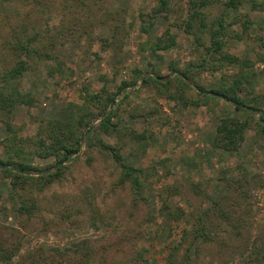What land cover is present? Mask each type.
Instances as JSON below:
<instances>
[{"label": "rangeland", "instance_id": "obj_1", "mask_svg": "<svg viewBox=\"0 0 264 264\" xmlns=\"http://www.w3.org/2000/svg\"><path fill=\"white\" fill-rule=\"evenodd\" d=\"M113 2L111 10L117 5L128 9V32L122 48L116 53L111 48L103 49L98 38L110 34L112 17L116 16L112 12L103 17L102 23L93 25L95 37H83L76 47L68 43L56 50L64 61L62 72L50 76L45 63L33 64L24 73L20 88L30 91L35 103L33 106L18 104L11 119L20 127L18 136L34 135L36 116H46L69 101L81 103L84 87L97 91L105 86L116 91L122 80L132 78L134 67L144 71L142 77L148 71L173 75L170 63L184 67L203 55L204 48L184 31L188 0H172L168 15L157 18L147 34L138 29V13L147 11L155 0ZM204 10L214 15L219 5H209ZM241 11L249 12L253 25L244 40L227 38L225 48L238 56L246 53L255 61L250 82L242 85V94L251 97L264 94V61L258 60L256 55V51L263 54L264 49L257 46L255 39L260 35L264 40V12L248 8ZM57 12L49 13L52 25L57 23ZM37 20L39 26L42 17ZM165 29L175 33L176 44L152 52L148 48L150 42ZM201 39L204 44L208 43L206 36ZM250 46H255L256 50L249 51ZM237 69L235 65H227L213 71L193 70L192 74L196 83L211 87L221 76ZM141 78L117 96L120 104L114 120H118V130L100 134L99 138L118 147L125 162L136 169H145V175L136 171L143 197L135 194L129 181H120L118 162L99 146L84 150L82 144L77 153L79 158L68 163L63 173L43 188L38 181L25 186L19 184L16 201L10 198L13 189L10 177L0 174V225L22 231L19 254L14 260L40 244L65 248L84 239L96 244L128 235L119 251L115 248L106 251L108 262L114 264L125 253L132 254L130 250L143 249L144 257L137 258L135 264H163L173 244L179 245V256H182L194 224L219 194L224 198L217 202V207H212L209 218L205 219L210 221L211 239L195 240L198 257L195 255L192 264L263 263L264 135L257 131L258 114H250L254 121L251 119L245 128L240 148L228 154L212 145L216 124L226 116L246 119L249 112L235 110L228 101L215 97L199 99L201 102L206 99L199 105L192 104L199 96L193 86L184 88L187 98L184 103L182 99L169 97L168 91L159 93L150 82L142 84ZM174 85L170 88L172 91ZM260 101L264 112V99ZM8 135L0 120V156L11 152L10 145L17 146L6 140ZM32 161L45 165L52 157L34 155ZM231 184V188L226 187ZM171 186L175 188L174 194ZM23 199L28 203L34 201V206L20 214L16 207ZM164 202L172 210L181 209V215L168 219L162 212ZM220 210L224 216H219ZM233 224L240 228V237L231 230ZM82 261L83 264H100L97 255Z\"/></svg>", "mask_w": 264, "mask_h": 264}, {"label": "trees", "instance_id": "obj_2", "mask_svg": "<svg viewBox=\"0 0 264 264\" xmlns=\"http://www.w3.org/2000/svg\"><path fill=\"white\" fill-rule=\"evenodd\" d=\"M113 1L108 4L107 0H0V120L9 132L6 140L17 144L16 147L10 145L11 152L0 156V174L10 177L13 187L10 198L15 201L18 196L16 187L19 184L25 186L38 181L43 188L59 177L68 163L79 158L77 153L82 144L84 150L99 146L102 150L110 152L119 164L120 181H129L135 194L143 197L140 193L142 189L140 178L136 171L145 175V169H136L125 162L118 147L109 145L99 138L100 134H111L118 130V120H114L120 104L117 96L142 77L144 71L140 67L132 68V78L122 80L116 91H110L105 86L97 91L84 87L81 103L69 101L64 106L48 112L46 116H36L37 129L32 137L18 136L20 127L11 122L18 104L33 106L36 100L30 91L20 88L24 73L39 62L46 64L50 76L62 72L64 61L59 58L56 50L59 51V47L68 43L76 47L83 37L94 36L93 25L96 22L102 23L103 17L112 12L116 16L112 17L114 19L110 26V34L98 38L103 49L111 48L116 53L122 48L128 32V9L120 5L114 10L109 9L112 3H115ZM171 1L155 0L147 11L139 12V31L149 33L157 18L168 15L172 9ZM214 4L219 5L218 13L214 15L206 13L204 9ZM242 8L264 12V0H188L187 16L183 20L184 31L191 34L194 42L204 48L203 55L197 62L189 61L184 67H179L174 62L170 63L169 68L173 75L148 71L141 78L142 84L150 82L159 93L168 91L169 97L182 99L184 103L187 101L184 88L193 86L199 96L191 101L192 104L199 105L207 98L215 97L228 101L235 110L249 112L246 119L226 116L218 120L212 145L228 154H233L240 148L245 128L251 119L254 121L251 113L258 114V118L255 119L257 131L264 135V112L260 106L264 94L251 97L242 94V85L250 82L249 77L254 74L252 68L255 61L246 53L238 56L225 48L227 38L244 40L253 25L249 12L241 11ZM51 10H58V20L53 25L49 23ZM101 11L102 13H99ZM37 17H42L39 26ZM202 36L207 37V44H204ZM255 39L257 46L264 49L262 37L257 35ZM175 44V33L165 29L162 35L156 36L150 42L148 48L156 52ZM247 48L249 51L256 50L255 46ZM256 55L258 60L264 61V53L256 51ZM227 65H235L238 69L230 75L224 74L211 87H204L194 80L193 70L213 71ZM173 83L175 89L172 91L170 88ZM204 98H206L204 101H198ZM34 155L41 158L52 157V161L45 165L34 164L32 161ZM232 185L226 187L231 188ZM171 191L174 194L173 186ZM215 197L217 198H214L215 202L212 201L202 211L199 222L194 224L191 230L192 237L186 244L182 256H179V245L173 244L163 264H192L198 257V245L195 240L210 241L212 231L210 221L205 219L209 218L210 210L217 207V202L221 201L224 195L217 194ZM33 206L34 201L28 203L23 199L16 209L22 214L29 212ZM162 209L168 219L176 218L182 213L181 209L172 210L166 202ZM218 214L225 215L221 210ZM235 226L233 224L231 230L240 237L241 230ZM127 237L128 235H123L119 239L96 244L84 239L65 248L40 244L34 250L21 253L14 260L13 257L19 254L22 231L19 228L0 225V264H83V259L89 260L95 255L99 256L100 264H111L107 261L106 251L110 248L119 251ZM231 250L235 251L233 248ZM130 252L133 253H125L114 264H135L137 258L144 257L143 249H133ZM261 264H264V261Z\"/></svg>", "mask_w": 264, "mask_h": 264}, {"label": "water", "instance_id": "obj_3", "mask_svg": "<svg viewBox=\"0 0 264 264\" xmlns=\"http://www.w3.org/2000/svg\"><path fill=\"white\" fill-rule=\"evenodd\" d=\"M83 138V134L81 135V139Z\"/></svg>", "mask_w": 264, "mask_h": 264}]
</instances>
